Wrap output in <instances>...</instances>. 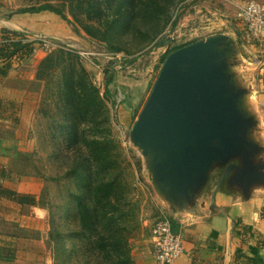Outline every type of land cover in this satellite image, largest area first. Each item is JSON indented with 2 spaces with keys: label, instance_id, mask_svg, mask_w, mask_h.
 <instances>
[{
  "label": "crops",
  "instance_id": "0c3cea01",
  "mask_svg": "<svg viewBox=\"0 0 264 264\" xmlns=\"http://www.w3.org/2000/svg\"><path fill=\"white\" fill-rule=\"evenodd\" d=\"M212 1L202 0L209 19L227 13L236 23L231 26L235 37L223 34L238 46V66L233 70L246 73L248 77L243 74L240 79L244 84L249 81L254 89L249 106L261 118L255 138L264 147V32L253 37L239 18L249 1L264 8V0H216L227 11L209 8ZM10 6V0H0V43L2 31L9 30L28 38L40 36L44 47L23 62L0 60V264H48L54 242L50 211L42 204L46 183L24 171L20 155L32 157L39 149L36 133L43 87L37 80L38 65L52 50L50 46L79 40L52 13L18 14ZM206 17L200 20L209 21ZM212 180L210 177L184 209H171L173 216L168 219L175 222L184 247L172 264H264V185H252L244 193L237 186L221 184L218 178ZM152 231L131 243L135 264H157Z\"/></svg>",
  "mask_w": 264,
  "mask_h": 264
},
{
  "label": "rangeland",
  "instance_id": "374dc122",
  "mask_svg": "<svg viewBox=\"0 0 264 264\" xmlns=\"http://www.w3.org/2000/svg\"><path fill=\"white\" fill-rule=\"evenodd\" d=\"M10 1V10L18 12L21 9L38 7L48 3L49 0ZM57 1L49 4L61 9L69 21L62 19L55 13L52 14L56 15L55 17L60 23L67 25L66 27L73 32L77 41L79 40L77 43L68 42L65 44L62 42L61 45L81 53L82 62L94 76V84L106 98L109 112L108 122L102 123L97 129L101 130L99 132L100 137L106 142L116 166L111 177L115 174L118 175V182L126 194L127 201L121 204L123 213H126L122 221L129 224L131 231L129 240L130 245L131 243L133 245L134 240L150 233L159 219L173 216L171 204L157 192L149 180L147 162L140 150L131 141L130 133L133 125L152 91L165 60L176 45H189L224 32H229L231 36L235 37L231 26L235 27L236 23L233 18L226 16L227 13L221 15L217 13L209 19V13L203 7L202 0H175L171 9V21L163 33L148 43L142 37L123 36L119 46L123 51L112 52L108 50L106 44L94 42L88 36L80 35L82 31H77L78 28L68 14V9L62 4H58ZM209 8L221 11L228 10L225 4L216 0L211 2ZM206 14L205 19H209V21H201L200 19ZM52 22L50 21V24ZM136 23L142 31L153 30V27L149 28L146 24ZM56 24L58 23L54 25ZM59 46L54 44V48L51 49L55 50ZM236 58L230 63L234 68L238 66ZM93 64L99 65L100 68L96 69ZM91 69L93 70L91 71ZM107 69L115 74V83L111 86L112 94L109 96L106 94L105 82L111 73ZM243 74L247 76L246 73L234 70L238 85L246 91L247 110L254 118L251 134L252 138L256 140L255 137L258 135L256 131H258L261 118L250 109L249 97L254 89L249 81H245L246 85L242 83L240 76L242 77ZM253 75L249 77L250 81H253ZM41 85L43 87V99L37 120L39 130L36 133L39 149L32 157L22 156V163L20 164L24 167V171L34 174L36 178H44L45 181L43 179L42 181L46 183V194L43 196L42 204L47 205L50 211L51 237L54 242L52 255L49 253L47 255L49 256L48 264H110L104 262L101 254L94 249L95 233L81 232L82 230L78 226L76 199H85L88 193L86 190H84L85 192L81 190V185L77 184L75 175L86 177L89 174L91 166L86 160L87 150L81 144L68 148L65 152L56 148V141L59 139V130L56 128H60L62 133L65 131L63 128L65 125L63 110L62 106L59 109L55 99L48 97L45 83L41 82ZM260 111H263V108ZM93 126L95 125H83L80 127V131L91 137L96 132V128L94 129ZM66 130L69 131L68 128ZM53 134H57V137L53 138ZM258 160L264 161L263 146H260L259 153L252 155L251 163L256 165ZM230 165L242 167L240 159H231L226 164L216 165L210 176L213 179L212 182L217 178L221 181ZM65 174L66 178L64 177ZM234 174L235 171H232L230 177ZM223 183L228 187L231 186L229 179ZM64 235H66L65 244L61 238Z\"/></svg>",
  "mask_w": 264,
  "mask_h": 264
},
{
  "label": "water",
  "instance_id": "95a60500",
  "mask_svg": "<svg viewBox=\"0 0 264 264\" xmlns=\"http://www.w3.org/2000/svg\"><path fill=\"white\" fill-rule=\"evenodd\" d=\"M237 54L236 41L225 34L172 52L131 130L149 180L175 212L194 200L216 165L231 159L242 167L228 166L221 184L229 179L244 193L264 185V161L251 163L260 152L254 118L230 65Z\"/></svg>",
  "mask_w": 264,
  "mask_h": 264
},
{
  "label": "trees",
  "instance_id": "16d2710c",
  "mask_svg": "<svg viewBox=\"0 0 264 264\" xmlns=\"http://www.w3.org/2000/svg\"><path fill=\"white\" fill-rule=\"evenodd\" d=\"M54 1L57 0H49L38 7L21 9L17 13L51 12L69 21L61 9L49 4ZM57 2L68 9L78 32L81 30L92 41L106 44L112 52L123 51L119 46L126 35L132 38L142 37L147 43L158 37L171 21V9L175 4V0ZM136 22L153 27V30L142 31ZM2 35L4 39L0 43V60L16 58L23 62L44 47L43 40L28 38L22 33L3 30ZM58 45L60 46L50 51L38 65L37 80L45 83L46 94L56 100L59 109L62 106L65 131L62 133L60 128H56L59 130L56 148L65 152L68 148L81 144L87 150L86 160L91 166L89 174L86 177L75 175L81 190L88 193L85 199H76L78 226L81 232L95 233L94 249L101 254L104 262L135 264L131 255L129 224L122 221L126 213H123L121 204L127 201L126 194L118 182V175L111 177L116 166L106 142L100 137L101 130L97 129L102 123L108 122L106 98L94 84V76L86 69L81 55L64 45ZM184 46L186 45H176L171 52ZM107 71L111 73L105 82L106 94L109 96L112 94L111 86L115 83V74L110 69ZM87 124H93V128H96L91 137L80 131V127ZM56 137L57 134H53V138ZM64 177L66 178V174ZM171 222L176 233L175 222ZM61 238L65 244L66 235Z\"/></svg>",
  "mask_w": 264,
  "mask_h": 264
},
{
  "label": "built area",
  "instance_id": "2783aa9c",
  "mask_svg": "<svg viewBox=\"0 0 264 264\" xmlns=\"http://www.w3.org/2000/svg\"><path fill=\"white\" fill-rule=\"evenodd\" d=\"M240 20L253 37L264 32V8L257 1H249L239 12ZM50 48H54L50 46ZM152 242L157 264H172L184 251L183 239L175 233L168 218L159 219L153 227Z\"/></svg>",
  "mask_w": 264,
  "mask_h": 264
}]
</instances>
